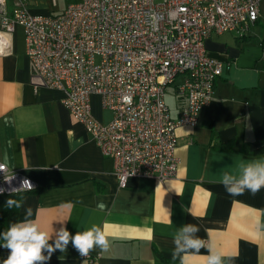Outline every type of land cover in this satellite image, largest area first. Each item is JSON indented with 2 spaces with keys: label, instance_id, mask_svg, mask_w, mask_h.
I'll use <instances>...</instances> for the list:
<instances>
[{
  "label": "crops",
  "instance_id": "obj_1",
  "mask_svg": "<svg viewBox=\"0 0 264 264\" xmlns=\"http://www.w3.org/2000/svg\"><path fill=\"white\" fill-rule=\"evenodd\" d=\"M29 10L43 15L31 0ZM204 45L224 67L198 124L176 129V176L130 177L119 187L112 159L63 105L64 92L29 84L24 35L20 49L13 33L12 53L0 56V162L37 185L23 193L16 222L30 207L31 218L53 239L61 226L72 235L100 226L110 246L89 253L99 255L94 264H207L209 247L222 264H264V188L230 196L218 183L222 171L264 159V0L244 38L211 33ZM176 79L175 85L182 77ZM184 102L177 96L172 118ZM90 104L97 121L111 120L98 94ZM99 202L107 205L104 211L96 208ZM187 223L200 228L205 247L173 259L174 233ZM8 255L0 246V264ZM47 264L88 263L70 243Z\"/></svg>",
  "mask_w": 264,
  "mask_h": 264
},
{
  "label": "built area",
  "instance_id": "obj_2",
  "mask_svg": "<svg viewBox=\"0 0 264 264\" xmlns=\"http://www.w3.org/2000/svg\"><path fill=\"white\" fill-rule=\"evenodd\" d=\"M261 1L79 0L45 16L30 12V0H0V56L12 53L20 26L29 84L64 92L63 105L112 159L118 186L130 177L165 181L176 176V129L198 124L224 67L206 54L205 39L223 32L244 38ZM179 76L174 91L185 102L172 118L165 89ZM92 94L112 111L109 122L93 117ZM23 181L37 188L0 162V195L35 190L21 188ZM82 259L94 264L99 255Z\"/></svg>",
  "mask_w": 264,
  "mask_h": 264
},
{
  "label": "clouds",
  "instance_id": "obj_3",
  "mask_svg": "<svg viewBox=\"0 0 264 264\" xmlns=\"http://www.w3.org/2000/svg\"><path fill=\"white\" fill-rule=\"evenodd\" d=\"M25 183L30 190L36 187L30 181H23L21 188ZM218 183L230 196L243 195L245 191L255 195L264 188V159L243 161L236 171H222ZM6 205L9 209L13 207L19 209L23 207V200L8 199ZM96 208L104 211L107 205L99 202ZM32 215V209L27 208L23 220L10 224L6 231L0 233V239L4 241L0 246L9 250L8 258L3 264H47L53 253L65 252L70 243L83 257H87L96 248L106 251L110 246L107 236L98 225L93 224L84 231H77L75 235H72L65 226H61L53 239V234L49 235L41 230L40 225L31 218ZM199 231L200 228L191 223L177 229L173 236V259L189 251L199 252L205 247V242L197 235ZM208 251L207 264H222V258L218 253L212 252L210 247Z\"/></svg>",
  "mask_w": 264,
  "mask_h": 264
},
{
  "label": "rangeland",
  "instance_id": "obj_4",
  "mask_svg": "<svg viewBox=\"0 0 264 264\" xmlns=\"http://www.w3.org/2000/svg\"><path fill=\"white\" fill-rule=\"evenodd\" d=\"M79 0H55V3H53V0H31V5L33 8H36L40 12H42L45 16H54L57 14H60L67 5L71 3H75ZM159 1V0H156ZM10 8V6H9ZM14 39L15 44L22 49L23 48V31L20 26H17L14 31ZM177 82V79H175V82L173 84H170L165 89V103L169 107L170 110H173L176 106L177 101V95L174 91V85Z\"/></svg>",
  "mask_w": 264,
  "mask_h": 264
},
{
  "label": "trees",
  "instance_id": "obj_5",
  "mask_svg": "<svg viewBox=\"0 0 264 264\" xmlns=\"http://www.w3.org/2000/svg\"><path fill=\"white\" fill-rule=\"evenodd\" d=\"M23 193L16 194H3L0 195V233L6 231L10 224L16 222L17 208L9 209L6 205L8 199H15L20 201ZM4 241L0 239V244H3Z\"/></svg>",
  "mask_w": 264,
  "mask_h": 264
}]
</instances>
